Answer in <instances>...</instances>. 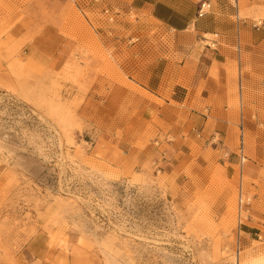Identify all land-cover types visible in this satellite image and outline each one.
I'll list each match as a JSON object with an SVG mask.
<instances>
[{"label":"rangeland","instance_id":"374dc122","mask_svg":"<svg viewBox=\"0 0 264 264\" xmlns=\"http://www.w3.org/2000/svg\"><path fill=\"white\" fill-rule=\"evenodd\" d=\"M54 32L74 44L62 60L47 45ZM0 72V264H252L264 254L263 235H239V165L225 151L166 172L165 146L140 165L84 117L90 89L127 80L72 0H0ZM241 183L264 208V191L256 200Z\"/></svg>","mask_w":264,"mask_h":264},{"label":"crops","instance_id":"0c3cea01","mask_svg":"<svg viewBox=\"0 0 264 264\" xmlns=\"http://www.w3.org/2000/svg\"><path fill=\"white\" fill-rule=\"evenodd\" d=\"M72 1L127 80L86 93L82 114L92 126L140 165L165 146L166 172L183 162L198 166L209 149L213 159L225 151L258 200L264 191V0ZM202 1L210 8L197 16ZM255 16L263 26H253ZM47 45H55L58 60L74 47L55 32ZM27 53L37 58V51ZM251 206L239 229L244 241L264 236V208Z\"/></svg>","mask_w":264,"mask_h":264},{"label":"built area","instance_id":"2783aa9c","mask_svg":"<svg viewBox=\"0 0 264 264\" xmlns=\"http://www.w3.org/2000/svg\"><path fill=\"white\" fill-rule=\"evenodd\" d=\"M210 8V3L207 1H202L198 5L197 16H203ZM106 11V10H105ZM254 27L263 26L262 21H257L253 24ZM246 156L244 152L240 151V161L244 162ZM251 205V197L243 191L242 183L238 186L237 194V225L240 228V225L243 224L242 219L244 218V213L248 212V207ZM240 231V230H239Z\"/></svg>","mask_w":264,"mask_h":264},{"label":"bare ground","instance_id":"6f19581e","mask_svg":"<svg viewBox=\"0 0 264 264\" xmlns=\"http://www.w3.org/2000/svg\"><path fill=\"white\" fill-rule=\"evenodd\" d=\"M241 176V175H240ZM243 177V176H242ZM241 177V178H242ZM253 197V196H252ZM252 203V202H251ZM250 208V207H249ZM249 211V210H248ZM245 217V216H244ZM241 232V231H240ZM237 242V241H236ZM235 256V255H234ZM254 258V257H253ZM252 261V264H264V254L260 256H256ZM236 264H241V261H239V256L236 258Z\"/></svg>","mask_w":264,"mask_h":264}]
</instances>
